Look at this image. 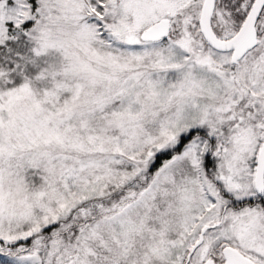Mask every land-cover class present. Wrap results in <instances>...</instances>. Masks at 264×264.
<instances>
[{"label": "snow or ice", "instance_id": "6c2138e0", "mask_svg": "<svg viewBox=\"0 0 264 264\" xmlns=\"http://www.w3.org/2000/svg\"><path fill=\"white\" fill-rule=\"evenodd\" d=\"M0 264H264V0H0Z\"/></svg>", "mask_w": 264, "mask_h": 264}]
</instances>
